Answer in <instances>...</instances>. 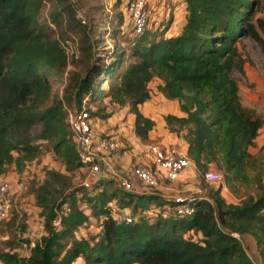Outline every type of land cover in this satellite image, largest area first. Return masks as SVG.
Masks as SVG:
<instances>
[{
    "label": "trees",
    "instance_id": "1",
    "mask_svg": "<svg viewBox=\"0 0 264 264\" xmlns=\"http://www.w3.org/2000/svg\"><path fill=\"white\" fill-rule=\"evenodd\" d=\"M184 1L186 22L179 34L163 36V31L157 37L140 38L141 43L133 44L129 52L115 45L108 47L106 56L101 55L81 22L74 23L72 29L82 30L75 61L87 65L83 75L70 73L63 110L59 99L39 108L51 93V76H58L68 60L59 39L51 37L39 22L45 0H0V176L11 162L18 165L22 157L39 153L36 139L51 141L67 169L83 166L73 134L65 129L66 109L72 99L82 108L83 98L102 92L101 82L107 79L118 83L109 87L106 96L128 105L134 114V133L146 139L154 120L140 111L139 104L149 98L148 83L156 76L163 82L165 96L179 99L186 113H168L166 123L170 131L185 130L186 154L201 170L202 180L209 162L216 163L227 181L245 179L244 168L251 155L248 148L262 120L240 104L231 71L238 55L237 40L245 35L258 39L255 27L264 33V18L257 17L256 24L252 21V0ZM64 6L70 9L68 4ZM50 16L58 22L60 11L52 10ZM115 30L109 29V33ZM87 110L93 117V110ZM37 122L42 128L32 136L30 129ZM262 174L258 177L262 192L248 195L238 204L227 203L220 188L192 194L190 214L178 213L172 198L153 191L108 192L101 183H116V179H101L94 183L97 195L89 206L93 215L103 216L99 230L78 237L75 230L87 214L72 203L59 227L54 226L57 199L70 185L63 173L47 169L34 188L46 234L22 263L254 264L242 235L255 233L257 241L264 243V171ZM113 199L119 202L115 210L108 205ZM157 204L173 210L169 214L148 212ZM123 207L129 208L128 220L117 215ZM189 231L202 235L193 239L186 236Z\"/></svg>",
    "mask_w": 264,
    "mask_h": 264
},
{
    "label": "rangeland",
    "instance_id": "2",
    "mask_svg": "<svg viewBox=\"0 0 264 264\" xmlns=\"http://www.w3.org/2000/svg\"><path fill=\"white\" fill-rule=\"evenodd\" d=\"M113 1L45 0L40 8L39 22L51 37L59 39L68 60L58 76H51V93L44 105L39 108L52 105L59 99L64 110L65 106H67L65 86L69 81L70 73L76 71L83 75L86 71L87 63L81 64L79 61H75L79 57L78 50L82 30L77 27L72 29L74 23L81 22L82 26L85 27V32L94 38V43L97 44L101 55L106 56L108 47L115 45L129 52L133 44L141 43L140 38L160 36L163 30L167 28L166 25L172 21L174 7L181 0H150L153 5L150 13V26L148 31L141 35L142 37L133 35L131 18L125 5L126 0H120L119 3L116 2V5L112 4ZM65 4L70 6L69 10L66 9ZM79 9H84L85 11V22L80 19ZM52 10L60 11L58 22L51 18L50 12ZM252 10L254 12L252 21L256 24L257 17L264 18V0H252ZM179 23L181 24V20L177 18L172 26L163 32V36H172V32H178L177 34H179L177 30L180 26ZM113 27L117 30L109 33V29ZM255 28L259 34L258 39L251 35H245L237 40L238 55L231 71V76L237 84L240 104L262 120L257 135L252 145L248 148L251 155L244 168L246 178L227 181L216 163L209 162L208 169L218 172L219 178L216 181L202 180L201 170L196 167L195 188L183 191L184 193L193 195L208 194L211 190L220 188V195L227 203L238 204L248 195L256 196L262 192V188L259 185L261 182L258 181V177L262 176L264 171V33L257 25ZM111 35H114V38ZM117 83L118 80H104L100 85L102 92L92 96L87 94L83 98L85 101L82 100L81 102L82 105L87 109L93 110L91 112L93 116L110 118L112 113L119 112L121 109L123 115L124 109L128 105L120 104L106 96L109 87ZM159 87L162 88L161 85ZM72 105L78 107L74 99H72ZM126 114L127 111H125ZM124 120H127L126 116H124ZM64 123L67 133L71 135L72 131H70L71 129L66 124L65 119ZM41 128L40 122L35 123L30 129V134L36 136ZM124 128L125 133L119 138L120 145H122L120 140H125L133 135L126 122ZM35 142L40 145L39 153L34 157H22L18 165L15 162H11L4 173L11 182L12 193L9 215L6 219L0 220V264H23L22 259L32 253L33 245L31 242L35 244V242L41 241L42 236L46 234L44 217L36 202L34 188L42 182L47 169H54L63 173L70 185L69 190L57 199L55 220L67 215L70 205L74 203L87 214L85 221L76 228L75 235L78 237H89L99 230V222L103 217L102 215L99 217L93 215L89 208L90 200L97 195L95 192L98 189L94 187L95 182L90 186L84 184L88 177V168L81 166L69 170L61 157L54 152L51 141L36 139ZM124 143L127 144L126 142ZM14 155L17 156L18 154L14 152ZM101 184L108 192L112 191L120 194L119 192L123 191L114 182ZM113 201L114 199L111 202L113 203ZM118 203H116V206H118ZM172 210L170 207L163 208L157 204L152 205L148 212L163 211L169 214ZM54 226L59 227V225L55 224ZM200 235L202 234L197 231L186 233V236H191L193 239H198ZM242 241L251 258L264 264V243L257 241L256 234L251 232L244 233ZM1 255H4V257ZM78 263L80 262L78 261Z\"/></svg>",
    "mask_w": 264,
    "mask_h": 264
},
{
    "label": "built area",
    "instance_id": "3",
    "mask_svg": "<svg viewBox=\"0 0 264 264\" xmlns=\"http://www.w3.org/2000/svg\"><path fill=\"white\" fill-rule=\"evenodd\" d=\"M125 5L131 18L133 35L140 36L144 34L150 26V13L153 9L150 0H126ZM78 12L81 21L85 22L84 9H79ZM65 120L72 131L79 159L83 162V166L88 168V177L84 181V184L90 186L101 179L115 178L117 185L121 189L131 191L132 182L129 177L119 175L111 166L103 164L105 155L102 152H118L119 145L112 137L99 135L94 132L90 113L85 106H82V108H78L75 105L68 107L66 109ZM149 151L153 166L136 164L132 168V175L144 186L156 193H160L159 191L162 188H166V185L162 184L159 180L157 168L164 171V176L168 181H175L183 170L193 164V161L175 143H152L149 145ZM202 177L206 181H216L219 178V173L208 169L202 173ZM11 189L12 185L8 177L1 175L0 220L6 219L9 215ZM169 198H172L177 203L175 210L178 213L190 214L193 212V207L189 204L192 194L177 190ZM111 201L108 202V205L112 207V210H115V200L113 203ZM117 215L120 219L128 220L130 216L129 208H121ZM59 223L60 218L54 220L55 225H59ZM31 244L34 245V242H31ZM253 261L254 264H261L255 260Z\"/></svg>",
    "mask_w": 264,
    "mask_h": 264
},
{
    "label": "crops",
    "instance_id": "4",
    "mask_svg": "<svg viewBox=\"0 0 264 264\" xmlns=\"http://www.w3.org/2000/svg\"><path fill=\"white\" fill-rule=\"evenodd\" d=\"M186 2L184 0L179 1L174 7V16L172 21L167 24V28L172 26L173 22L177 18L181 20L179 23L178 31H182V28L186 22ZM166 30V29H165ZM163 30V31H165ZM178 33V32H177ZM172 32L171 35L177 34ZM163 85V82L158 77H153L148 83L149 98L139 104L140 111L152 118L154 120L153 127L148 131V136L146 139L142 140L133 131L134 114L129 112L128 107H125V111L122 115V109L119 112L112 113L111 117H91V124L94 132L99 135H108L115 139L119 145L118 152L103 151L105 155L103 164L111 166L115 172L119 175L129 177L132 182L131 191L134 192H149L151 189L144 186L136 177L132 175V168L136 164H146L153 166L151 159V154L149 151V145L152 143L167 144L175 143L179 146L180 150L186 153L187 142L183 137L185 130H180V132L170 131L166 123V115L168 113L175 114L177 116L185 115V111L181 107V102L177 98H168L165 96L162 88L159 86ZM124 116L127 120H124ZM109 120H111L109 122ZM125 122L128 128L133 132L132 136L127 137L125 140H120L119 138L125 133ZM126 142L127 144H125ZM195 164L193 163L188 168L183 170L177 180L168 181L164 176V171L157 168V174L159 180L162 184L166 185V188H162L160 194L164 197H170L177 190L186 191L195 188L196 182V172ZM182 188H181V187Z\"/></svg>",
    "mask_w": 264,
    "mask_h": 264
}]
</instances>
